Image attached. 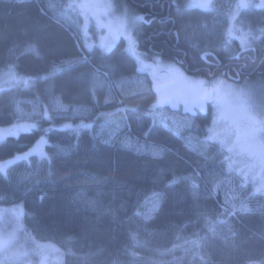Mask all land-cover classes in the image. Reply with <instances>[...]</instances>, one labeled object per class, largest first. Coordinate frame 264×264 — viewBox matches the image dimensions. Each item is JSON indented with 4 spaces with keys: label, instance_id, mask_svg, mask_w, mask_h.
I'll use <instances>...</instances> for the list:
<instances>
[{
    "label": "trees",
    "instance_id": "trees-1",
    "mask_svg": "<svg viewBox=\"0 0 264 264\" xmlns=\"http://www.w3.org/2000/svg\"><path fill=\"white\" fill-rule=\"evenodd\" d=\"M121 1L145 17L135 29L145 59L196 76H264V9L247 14L260 35L240 50L218 45L217 30L205 37L186 0ZM66 5L0 0V127L35 125L0 140V160L46 143L44 157L0 171V205H20L24 227L55 245L62 264H264V196L245 211L226 204L210 159L152 120L154 91L123 41L88 45ZM126 135L162 151L120 145ZM150 197L157 208L147 214Z\"/></svg>",
    "mask_w": 264,
    "mask_h": 264
},
{
    "label": "rangeland",
    "instance_id": "rangeland-1",
    "mask_svg": "<svg viewBox=\"0 0 264 264\" xmlns=\"http://www.w3.org/2000/svg\"><path fill=\"white\" fill-rule=\"evenodd\" d=\"M260 3L261 0H186L181 4L182 8L196 9L201 14L196 27L204 31L205 37L217 30L215 41L218 45L232 49L234 42L244 50L250 40L260 35V28L253 27L246 16L261 8H237V5ZM190 4L201 6L189 7ZM65 8L81 17L80 29L88 45L108 50L123 41L124 48L134 56L145 81L154 91L152 120L180 135L185 134L183 138L188 148L210 159L211 168L216 170L208 177L211 180L219 177L214 189L221 193L226 204L245 211L251 208L257 196H264V148L256 146L264 145V132L257 134L255 143L247 139L253 119L264 124V76L241 75L235 81L217 72L196 76L178 61L160 57L145 59L137 49L135 37V29L142 22L135 17L140 14L130 10L121 0H67ZM213 89H216L214 98L204 99ZM25 129H31L27 122L0 127V137L16 135ZM115 131L114 127L104 126L108 139ZM45 144V138L41 137L17 156L0 160V171L21 159L34 155L44 157ZM119 144L129 148L135 146L152 156L162 151L157 143L137 141L127 135ZM156 208L154 197L143 205L147 214ZM0 264H62V253L52 243L32 237L22 222L20 205H0Z\"/></svg>",
    "mask_w": 264,
    "mask_h": 264
},
{
    "label": "snow or ice",
    "instance_id": "snow-or-ice-1",
    "mask_svg": "<svg viewBox=\"0 0 264 264\" xmlns=\"http://www.w3.org/2000/svg\"><path fill=\"white\" fill-rule=\"evenodd\" d=\"M87 6L88 5H80V7H87ZM198 6H201V5H196V4L189 5V7H198ZM245 7H256V8L264 9V0H261V3L256 4V5H252V4H238L237 5V8H245ZM135 19L139 21H144L145 17L143 15H139V16H136ZM261 31L262 33H264V30H261ZM30 51H35V49L32 48L30 49ZM199 83L202 84L203 82L201 81ZM215 91L216 89H213L211 92H209L207 96L204 97V99H213ZM251 123H252V127L247 132V139L249 140V142L255 143L257 141V134L264 132V124H262L261 122L255 121L254 119L251 121ZM31 127H35V125H32ZM83 127H87V125H83ZM45 131H48V130H45ZM0 140H2V137H0ZM256 146L264 148V145H256ZM8 163L10 164L12 163V161H8ZM242 210L244 209L242 208Z\"/></svg>",
    "mask_w": 264,
    "mask_h": 264
}]
</instances>
